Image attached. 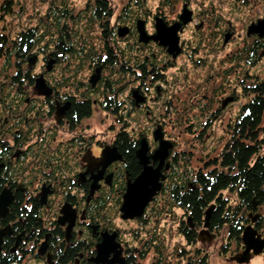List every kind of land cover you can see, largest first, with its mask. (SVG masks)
I'll use <instances>...</instances> for the list:
<instances>
[{
    "label": "flooded vegetation",
    "instance_id": "obj_1",
    "mask_svg": "<svg viewBox=\"0 0 264 264\" xmlns=\"http://www.w3.org/2000/svg\"><path fill=\"white\" fill-rule=\"evenodd\" d=\"M184 1L182 3L189 8V3ZM134 2L137 3V0H134ZM95 3L96 0L87 1L83 10H85L86 6L94 8ZM107 4L111 9L109 0H107ZM57 7H53L52 10H61V8L57 9ZM193 14L191 21L186 25L182 24L181 29L177 32L180 53L175 57L169 54L167 47L160 45L158 41L149 40L148 42L138 41L134 52L129 49L131 51V61H126V59L121 57L118 59L117 55L116 63L115 59L106 60L108 48H111L114 53L117 51L125 52L127 50L126 41H128V35L129 38H132L131 26L128 27V32L125 35L120 36L117 33L118 36L111 38L110 32L112 33L115 28L118 30V27L122 26L115 21L112 24L108 23L107 26L102 28V30L106 31L105 37L99 33L96 41L100 43L97 47L89 49V47L84 46L83 52L77 48L79 44L75 45V47H67L69 43L67 39L72 38L76 30L75 24L69 25L67 23L66 27L64 25L61 26V31H55L53 34H55L56 40H54L52 46V40L42 43L45 45V49L53 48V52L49 53V55L46 52L42 56L46 64L42 70L43 72L39 73L44 77L50 89V94L37 93L34 87V79L39 74L33 75V84L30 86L35 90V94L30 98H26V96L22 98L23 101L28 103L29 110L27 108L24 116H21L22 113L20 112L11 110L10 115L0 122V179L2 180L0 193L3 189L9 190L12 195V201L18 193H21V198L26 201L38 199L35 210L36 221L34 224L29 223L27 225L26 218L15 217L12 220H6L7 223H5L4 219L8 214L11 201L5 216L0 217V229L6 226L10 229V233L3 237L1 253H5L7 245L13 243L16 246L10 253H15L17 255L16 258L20 257L22 264L29 263L31 258H34L40 264H56L57 262L55 261L64 248H76L72 264H102L93 261L97 255L96 245L101 242L102 234L109 236L114 234L117 247L114 252L107 255V260H113V256L119 251L118 257L122 259L123 264H126L127 260L131 258L136 263L143 264L141 260L137 259V252L146 245L150 248L147 256L151 250L155 252L156 247L163 254L165 238L160 226L146 227L147 217L150 216V205L156 203L158 195L162 196V194H159L161 191L145 207L142 215L127 219L121 217L120 208L127 182L135 177L131 178L129 176L126 168V159L116 145V137L124 130L126 123L129 125L127 131L130 132L131 137L133 139H137V135L141 139L145 137L148 143L147 154L152 155L154 153L158 146V141L154 140L153 131L159 124L163 126L162 123L155 122V128L150 135L134 132L133 128H129L131 125L128 120H131V115L142 113L152 118L150 114L152 111L148 103L157 100L160 95L164 94V84L168 82L166 70L173 66L176 58L187 52V44L182 38V34L189 23L193 21ZM70 16L71 18L68 17L66 22H69L70 19L73 22L77 20L73 15ZM121 16L128 17L130 13L125 10L121 13ZM142 16V14H139V16L135 17L145 21V30L149 35L155 33V17L162 18L166 25H171L179 20L178 12L169 21L164 15L159 14L153 15L151 19L141 18ZM80 17L79 14L78 18ZM150 25L151 28L149 27ZM199 25L196 28L198 31H194L192 34L201 39L204 33L200 29L202 27L201 23ZM123 26L127 27V25ZM255 36L258 37L256 34ZM58 37L60 49L55 46ZM102 38L108 48L102 42ZM88 40L91 41L89 38ZM131 42L133 41L129 40L128 44ZM116 43L120 44L121 47L119 49H117ZM222 44L223 41L219 44V50L223 47ZM87 45L89 46V43ZM156 49L161 50L162 54L158 55L155 51ZM99 52L102 54L101 58L98 56ZM76 53L81 56L80 62L78 61L79 56H73ZM61 54L62 59L70 57L76 61L73 69L68 67V73L65 71L63 73L62 69L60 71L55 70V66L60 64L59 56ZM163 54L165 56H162ZM157 55L158 57L156 58ZM51 60L52 63L48 69V63ZM196 61L198 62V60ZM119 63L121 64L118 65ZM78 65H80L79 73L83 68L88 71L82 80H78L76 78L77 75H74ZM117 80H120L118 85L116 83ZM108 81L111 84L115 82L116 86L114 88L107 86ZM130 83H132L131 87ZM119 88L121 89L119 90ZM11 98L19 99L20 95H13ZM233 99H237L235 95ZM222 100L224 101L220 104V112L232 101V97H226ZM72 102H87L90 106L89 114L76 120L74 115L70 113ZM10 106L12 105H9L8 109H10ZM41 106L45 108L44 112L39 109ZM200 108H202V105H200ZM96 111H101L103 116L107 115L113 118L117 124V128L110 126L111 130L107 129V131L113 130L110 142H103L95 138L94 132L89 126L90 120ZM46 119L51 120L53 133L52 130L42 126L43 120ZM12 126L19 128L11 131ZM162 132L164 139L169 140L163 127ZM62 134L65 135L64 138H62ZM37 141L41 142L38 149L35 146ZM172 141L175 146L173 139ZM139 143L136 149L140 146ZM92 146L94 147L92 148ZM174 146L169 149L168 156L165 159V164L166 162L168 163V169L165 170L164 165L161 170L166 176L165 181L172 173L176 172L172 176L178 175L180 177L183 175V171L174 170V163L178 162V167H180L179 158L187 157V155L182 153L183 151L177 154L174 151ZM112 149L120 157L108 163L109 158L115 152H112ZM149 164L156 167L158 161L150 158ZM141 169L142 166L140 164L139 170L141 171ZM96 178L97 182H94ZM43 195L44 201L42 202L41 197ZM113 208L115 211H113ZM242 210L239 213H243ZM115 213L125 225L133 221L141 226L137 228L131 225L127 226L129 235V238H127L122 233L125 227L119 226L112 220ZM183 215H185L184 211ZM185 216L186 220H181V222L187 225L188 229L193 228L194 224L189 213ZM253 217L247 218L249 221L246 225H251L255 228ZM246 225L243 226L245 227ZM179 227L181 228V224ZM199 228L201 231L199 232L198 230L196 242L202 240L200 235L204 238L208 233L216 231L215 229H210L209 226L204 227V217ZM242 230L243 228L240 234ZM180 235L183 237L181 230ZM13 239L14 242H11ZM184 242L187 244L186 241ZM42 244L44 251L41 254L39 249ZM188 245L191 246L190 244ZM242 246V251L237 254L243 252L244 244ZM196 252L199 255L197 263L199 264L200 258L206 255L198 250ZM113 264L119 263L115 262ZM192 264L195 263L193 262Z\"/></svg>",
    "mask_w": 264,
    "mask_h": 264
},
{
    "label": "rangeland",
    "instance_id": "obj_2",
    "mask_svg": "<svg viewBox=\"0 0 264 264\" xmlns=\"http://www.w3.org/2000/svg\"><path fill=\"white\" fill-rule=\"evenodd\" d=\"M10 1L12 11L7 15L6 10L1 8L4 0H0V33H4L2 28L5 26L10 28L9 34L11 35L30 27H37L40 32L47 29L49 27L48 23L52 19L53 7L58 6L57 9H59L64 2H66V8L71 15L78 19L80 11L83 10L89 0ZM132 1L109 0L114 12L109 24L115 21L122 26L127 25V27H130L135 16H139V14L143 15L141 18L147 19H151L155 14L164 15L169 21L174 17L175 13L178 12L180 14L183 5H185L182 3L183 0H143L138 5ZM184 2L189 3V8L188 6L187 8L194 13L193 21L189 23L182 34V38L187 44V52L176 58L173 62L174 67L172 66L166 70L168 82L164 84V94L160 95L157 100H155L154 95L153 99L155 101L148 103L152 111L150 113L152 118H149L144 113L135 114L134 116L131 115L132 118L130 121L128 120V123L131 125L129 128H133L134 132L150 135L155 128V122L162 123L167 138L172 143V139L175 142V146L173 144L174 151L177 154L183 151L182 153L189 156L192 166L197 168L201 165L199 161L208 157L212 158L221 152L226 138V133L224 132L226 124L233 119L238 113L239 106L246 100L241 84L245 83L248 85L254 79L264 80V47L258 46L257 43L254 44V50L259 53V56L261 55L257 64L250 65V67L246 66L247 68L241 71L240 68H237L236 63H229L231 52L236 53L243 43L247 41L246 39L252 38L255 41H262L261 38L254 37V35L247 36L246 30L252 21L264 18V0H185ZM125 10L129 11L130 16H121V13ZM67 23L69 25L75 24L76 27V23L72 19ZM200 23L202 25L200 28L201 32L204 33L201 39L192 34L194 31H198L196 28L200 26ZM78 25L79 31L85 33L86 37L91 39L90 42L94 41L96 45V39L100 33L99 27L90 25L85 19ZM149 27L151 28V25ZM86 29L90 31L88 32ZM225 33H230L231 36L228 42L225 45L222 44L223 47L219 50V44L222 43ZM51 36L53 34L46 36L48 42L56 39L55 35ZM132 39L128 37V40L132 41ZM262 43L264 45V40ZM40 48L41 46L36 47L30 52L31 54H37L36 61L32 66H28L27 62L21 64L22 73L28 71L33 76L43 72L42 70L46 63L43 61L42 56L45 54L39 53ZM48 51L47 54L49 55V53L53 52V48L48 49ZM155 51L158 55L162 54L159 49ZM162 56L165 55L163 54ZM59 60L60 64L55 66V70L60 71L62 69L63 73L64 71L68 73V67L73 69V65L75 66L76 63L70 57L62 59V54L59 56ZM2 66L3 61L0 59V122L10 115L11 110L20 112L22 113L21 116H24L27 108L29 110V105L22 98L25 96L30 98L35 94V90L25 79L17 86L10 85L11 92L9 93V88L6 86L10 84V80H7ZM231 66L234 68V73L232 71L229 74L226 71ZM87 72V69L83 68L80 73L76 70L74 75H77L76 78L78 80H82ZM10 73L12 74V72ZM236 81H241L242 83L238 85ZM129 85L131 87L132 83ZM18 94L20 95L19 99L11 98V96ZM234 95L237 99H233ZM226 97H232V101L220 112L219 103ZM9 105H12L10 109H8ZM200 105H202V108H200ZM39 109H42L43 112L45 111L43 106ZM206 119H210V122L205 123L203 129L200 130V124L207 121ZM43 121L42 126L52 130L51 120L46 119ZM176 123L182 125H177ZM89 126L94 132V137L103 142H110L111 135H113V130L107 131V129L111 130L110 126L117 128L114 119L107 115L103 116L101 111L94 113ZM16 128L19 127L12 126L11 131ZM64 137L65 135L62 134V138ZM40 143V141H37L35 145L37 149ZM179 165L180 167L174 163L177 169L175 171L180 170L182 172L185 166L180 163ZM170 182L171 177L167 183ZM223 194L230 197L232 205L236 206L238 204L233 194L226 190ZM164 201L165 198L160 196V200L156 202L157 204L150 205V216L146 220L147 228L160 226V230L164 233L163 254L160 252L162 260L160 261L158 259L159 256L154 255L155 252L151 250L147 258L142 261L143 264H154L155 262L156 264H192L193 262L197 264L199 260L197 250L206 255L205 264H264V250L257 255L251 253V257L247 262H238L232 259L233 256L242 251L243 243L241 239L237 241L233 238H228L226 228L215 232L208 231L211 234L208 233L202 240L189 246L180 235L179 227L181 220H186V216L178 208L167 211ZM113 211H115L114 208ZM255 213H257L255 209L254 211L246 209L244 214H242L249 218L254 216ZM113 216L112 220L116 224L125 227L122 233L127 238H129L127 226L131 225L135 228L141 226L133 221L125 225L124 222L119 220L116 213ZM234 221H237V219ZM198 230L199 232L201 231L200 228ZM259 234L264 236V229H261ZM27 264L40 263L31 258Z\"/></svg>",
    "mask_w": 264,
    "mask_h": 264
},
{
    "label": "trees",
    "instance_id": "obj_3",
    "mask_svg": "<svg viewBox=\"0 0 264 264\" xmlns=\"http://www.w3.org/2000/svg\"><path fill=\"white\" fill-rule=\"evenodd\" d=\"M142 2L143 0H137L136 4L138 5V3L141 4ZM10 3V0H4V3L1 4L2 10H6L7 15L12 11ZM70 15L71 13L66 8V2H64L61 10H52V19L48 23L49 27L42 30V32H40L37 27H30L10 35V28L5 26L2 28L4 33H0V59L3 61L2 69H4L6 73V78L10 80V84L6 86L9 88V93L11 92L10 85L17 86L22 83V79H25L29 85L33 84V78L30 73L28 71L22 73L21 64L25 62L28 63V58L30 56H37L35 53H30L36 47L41 46L39 53L46 54L48 49H45V45L42 44L47 41L46 36L55 33V31H61V26L63 25L66 27V19L68 17L71 18ZM112 15L113 11L112 8H109L107 0H96L94 8L86 6L85 10L80 11L81 17L75 21L76 30L72 38L67 39L69 41L67 47H75V45L77 46L79 44L77 48H79L81 52H83L82 49H84V46H87V48L89 47V49L96 47L98 43H96V46L94 41L90 44L85 33L79 31L78 23L85 19L90 25L99 27L100 35L103 34L105 37L106 31L102 30V28L108 25ZM139 19V17L133 19L131 24V36L133 38L131 39L133 42L128 44L129 40L126 41L127 50L125 52H112V49L106 46L104 42L105 38H102V42L105 44L106 48H108L106 51V60L111 61L115 59L116 63L117 55L118 59L121 57L126 59V61H131V51L134 52L136 43L139 41L136 28V23ZM87 31L89 32L90 30ZM117 31V28H115L112 33L110 32V37L118 36ZM54 35L55 34H53V36ZM261 39L262 41L264 40V38ZM246 40L247 41L243 43L236 53L231 52L232 60L229 59V63H236L237 68H240L241 71L245 70L247 68L246 66L250 67V65L253 66L257 64L260 60L261 55L259 56V53L254 50V44L257 43L258 46L264 47L260 40L255 41L252 38ZM53 42L52 40L51 46ZM88 43L89 46L87 45ZM115 45L117 49L121 47L118 43ZM223 45L225 44L223 43ZM55 46H58L59 49L61 48L59 37L55 42ZM148 55L150 56V54ZM73 56H79L78 61H81V56L79 54L76 53ZM98 56L100 58L102 57L101 52L98 53ZM120 64L121 63L118 65ZM79 67L80 65H78L77 71H80ZM233 70L234 68L231 66L226 72L230 74ZM10 72H12V74ZM232 73H234V71ZM119 82L120 80H117V85ZM236 83L240 85L242 82L236 81ZM107 86L114 88L116 84L115 82L111 84L108 81ZM241 88L246 100L239 106L238 113L233 119L226 124V129L224 131L226 133V138L221 152L212 158L208 157L209 159L207 158L199 161L201 165L197 168L192 166L193 164L190 158H188L189 156L179 158V163L185 166L183 170L184 176H172V174L176 172L172 173L170 176L171 182L167 183L170 177H168L166 181L164 179L162 181L161 192H157V194L160 192L159 194H162L165 198L164 204L167 211L179 208L184 211L185 215L189 213L194 227L188 229L187 225L181 222L180 228L187 244L194 245L196 243L198 228L201 226L204 213L208 208H212L209 228L215 229L216 231L226 228L227 236L230 239L240 240L241 229L244 228V223H248L249 221L247 217L243 215L246 209L251 211L255 209L257 213H255L256 220L254 226L258 232L264 229V80L254 79L248 85L245 83L241 84ZM120 89L121 88H119V90ZM223 101L224 100L220 101L219 104L223 103ZM71 107L70 113L74 115L76 120L81 116L88 115L90 111V106L87 102H72ZM206 120L207 121L200 124V130L203 129L205 123L210 122V119ZM177 125L182 124L178 123ZM128 126L129 125L125 123L124 130L117 135L116 145L126 159V168L129 172V176L134 178L140 171V164L136 158V146L140 142L139 140L141 137L137 135L138 138L133 139L130 132L127 131ZM175 163L178 166V162ZM175 169L176 167L174 170ZM1 183L2 180L0 179V187ZM225 190L235 196L238 205L235 206L231 204L230 197L223 194ZM160 196H157V201L160 200ZM21 197V193H18V195L14 197V200L9 206L8 214L5 216V223H7L6 220H12L15 217L26 218L27 225L29 223L34 224L36 221L35 210L38 199H29L26 201ZM253 201L257 202L255 208L252 206ZM29 209L30 211H28ZM241 210L243 214L239 213ZM236 219L237 221L235 223L234 220ZM11 242H14V239ZM13 247L14 245L11 243L5 248V253L0 252V264H22L20 257L16 258L17 255L15 253H10V251H13L11 250ZM149 249L148 245H146L138 250L137 259L141 260V262L144 261ZM75 252L76 248H64L57 257L55 261L57 262L56 264H72L74 262ZM155 255L160 257L159 260L162 259L158 247H156ZM126 264L138 263L131 258L127 260ZM199 264H205V257L200 258Z\"/></svg>",
    "mask_w": 264,
    "mask_h": 264
},
{
    "label": "water",
    "instance_id": "obj_4",
    "mask_svg": "<svg viewBox=\"0 0 264 264\" xmlns=\"http://www.w3.org/2000/svg\"><path fill=\"white\" fill-rule=\"evenodd\" d=\"M178 21H175L171 25H166L162 18L155 17V33L152 35L147 34L145 30V21L143 19L137 20L136 28L139 35V41L148 42L149 40L158 41L160 45L167 47V52L172 54L174 57L180 53L179 37L177 32L181 29V25L187 24L192 19V10L188 9L186 5H183L181 13L179 14ZM128 32V27L121 26L118 28V34L120 36L125 35ZM246 34L249 36L251 34H258L259 37H264V18L257 19L251 22L247 26ZM231 34L225 33L223 43H227ZM37 56L32 55L28 58V65L31 66L35 63ZM52 60L49 61L47 68H50ZM94 81V80H93ZM34 87L38 94L49 95L50 89L48 88L44 77L40 74L34 79ZM153 137L155 141H158V146L152 155H148V143L145 137L140 140V146L136 149V157L142 166L140 173L133 179L129 180L126 185V190L123 194V202L120 208L121 217L124 219L134 218L143 214L145 207L153 199L158 191L161 190L162 181L165 179V175L161 172L165 165V170L168 169V163L165 164V159L168 156V151L172 148L173 144L171 141L164 139V134L162 132V126L159 124L153 131ZM115 151L112 149V152ZM117 156V157H116ZM120 156L114 152L108 163L114 159H118ZM150 158L154 161H158L156 167H153L150 163ZM97 182V178L95 179ZM44 195L41 197L42 202L44 201ZM12 201V195L9 190L3 189L0 193V217H4L7 212V207ZM257 202L253 201V207L255 208ZM212 214V208L206 209L204 213V227L209 226L210 216ZM256 216L252 218L255 220ZM71 221V220H70ZM69 231V227H68ZM67 231V232H68ZM10 233L8 226L0 229V250L3 241V237ZM103 238L100 243L96 245L97 255L93 259L95 263L102 264H113L118 262L123 264L122 259L118 257L119 251L114 255L113 260H107V255L114 252L117 247V243L113 236L102 234ZM203 239V236L200 235ZM209 238V237H208ZM241 240L244 244V250L242 253L237 254L232 257L238 262H247L251 257L252 253L257 255L262 253L264 249V237L251 225L244 227ZM17 243V242H16ZM16 244L11 250L15 249ZM44 251V246L39 249L42 254Z\"/></svg>",
    "mask_w": 264,
    "mask_h": 264
}]
</instances>
